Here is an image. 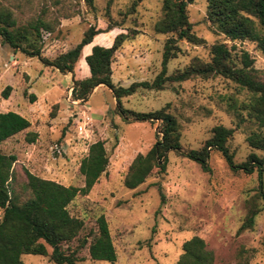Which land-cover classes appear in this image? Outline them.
I'll use <instances>...</instances> for the list:
<instances>
[{
    "label": "rangeland",
    "instance_id": "1",
    "mask_svg": "<svg viewBox=\"0 0 264 264\" xmlns=\"http://www.w3.org/2000/svg\"><path fill=\"white\" fill-rule=\"evenodd\" d=\"M15 9L24 23L46 9L56 19L52 34L44 33L43 56L54 59L75 47L90 26L108 30L95 37V45L112 46L119 34H130L116 52L113 82L128 87L134 82H152L162 69L167 35L155 31L162 17V0H0ZM109 2L111 5L109 6ZM193 31L204 43L180 41L181 51L168 65V75L182 70L196 57L210 60V47L225 43L246 51L264 80V53L252 41H231L207 19V0L188 5ZM59 23V24H58ZM89 47L83 51V57ZM85 59L75 68V78L89 77ZM8 91L4 96L3 92ZM73 75L61 74L36 57H28L3 44L0 39V112L14 111L26 117L31 127L0 144V152L17 157L14 166L18 190L25 171L82 188L80 172L89 146L104 141L109 166L88 195H78L69 205L72 216L97 229L104 215L117 251L115 263L94 261L87 249L79 253L78 264H176L183 243L194 236L203 238L213 254V264H264V208L250 229L241 230L251 200L264 190L258 172L233 171L218 150L210 151V172L181 153L168 152L165 172L155 171L134 190L124 184L129 166L139 154H146L157 142L158 122L125 121L117 113L113 92L98 86L87 100L72 99ZM245 101L249 94L224 77L192 78L167 83L163 90L139 89L122 99L126 109L154 112L169 105L181 133L183 150L201 149L216 126L232 129L228 140L236 164L251 154L264 160V151L253 149L247 137L257 130L248 120L240 122L227 99ZM245 114V113H243ZM36 135L35 142L28 141ZM2 210L0 209V218ZM76 244V243H75ZM49 254L52 248L48 247ZM24 264H54L49 256L23 255Z\"/></svg>",
    "mask_w": 264,
    "mask_h": 264
},
{
    "label": "trees",
    "instance_id": "2",
    "mask_svg": "<svg viewBox=\"0 0 264 264\" xmlns=\"http://www.w3.org/2000/svg\"><path fill=\"white\" fill-rule=\"evenodd\" d=\"M86 2L94 8V0ZM193 2L194 0H162V17L155 24L158 34L168 36L164 44L161 72L152 82H134L123 87L113 82L112 64L116 52L131 38L130 34H119L110 47L94 45L91 53L85 57L89 77L76 79L75 68L83 57L85 47L92 44L95 37L115 27L104 31L90 26L75 47L54 59H47L43 56L44 33L52 34L56 31V19H47V10L42 9L40 14L22 23L16 16L15 9L0 1L2 43L16 52L40 59L61 74L71 73V97L74 101H85L96 87L105 86L113 92L117 102L116 113L123 120L159 123L156 144L148 153L137 155L129 166L124 184L130 190L144 184L156 170L165 172L167 154L171 151L197 161L204 172H210V151L218 150L231 170L245 173L256 171L262 180L264 160L256 154H251L242 164L235 163L234 155L227 145L234 132L232 129L216 126L212 130V137L201 149L185 151L181 145L179 122L175 115L168 112L169 105L148 113H139L123 106L122 99L134 95L139 89L159 91L169 82L181 83L197 77L221 76L233 81L249 94L248 99L241 102L229 97L227 104L241 123L248 120L257 127L247 137V142L251 148L264 151V80L248 52H239L236 46L215 43L210 47L209 61L196 57L184 69L168 75L169 63L181 51L180 41L193 45L204 43L193 31V24L189 19L188 5ZM207 19L231 41L255 42L257 48L264 53V0H207ZM9 90L10 88L3 92V95L7 96ZM30 127L31 122L19 113L0 112V144ZM35 139L36 135H30L28 141L33 143ZM16 162L15 155L0 152V264H24L22 256L29 254L49 256L54 264H78L81 261L78 255L84 249L88 250L94 261L115 263L117 251L106 217H98L97 229L86 232V223L72 216L68 209L78 195H88L106 173L109 156L105 142L97 141L89 146L88 154L80 165V172L85 177L82 188L65 186L26 170V180L18 190L14 187ZM258 202L264 208L263 188L251 200L249 214L241 230L253 227L255 217L261 211ZM48 247L52 248L50 254ZM182 250L176 264H213V254L207 249L205 240L199 236L185 241Z\"/></svg>",
    "mask_w": 264,
    "mask_h": 264
},
{
    "label": "crops",
    "instance_id": "3",
    "mask_svg": "<svg viewBox=\"0 0 264 264\" xmlns=\"http://www.w3.org/2000/svg\"><path fill=\"white\" fill-rule=\"evenodd\" d=\"M94 45H95V43H92V44H90L89 46L85 47V49L89 47V52L86 54V56H87L88 54H90V53H91L92 47H93ZM100 46H101V45H100ZM85 49H84V50H85ZM83 59H85V58H84V57H82V59H81V60H83Z\"/></svg>",
    "mask_w": 264,
    "mask_h": 264
},
{
    "label": "built area",
    "instance_id": "4",
    "mask_svg": "<svg viewBox=\"0 0 264 264\" xmlns=\"http://www.w3.org/2000/svg\"><path fill=\"white\" fill-rule=\"evenodd\" d=\"M1 209V208H0Z\"/></svg>",
    "mask_w": 264,
    "mask_h": 264
}]
</instances>
